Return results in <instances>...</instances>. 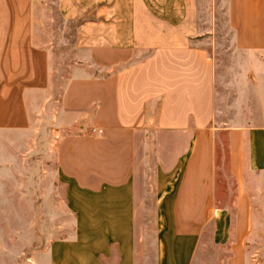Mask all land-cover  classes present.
Instances as JSON below:
<instances>
[{"label":"crops","instance_id":"crops-1","mask_svg":"<svg viewBox=\"0 0 264 264\" xmlns=\"http://www.w3.org/2000/svg\"><path fill=\"white\" fill-rule=\"evenodd\" d=\"M208 4L55 0L61 18L76 23L79 64L59 98L67 124L78 131L60 138L55 160L75 187L94 196L86 206L97 223H106L93 264L109 259L145 264L148 200L157 229L167 233L161 254L170 249L182 264L207 232L216 245L228 242L225 264H244L253 215L244 178L249 128L224 129L233 195L218 202L215 64L208 49L215 23ZM222 5L234 46L264 50V0H222ZM32 16L33 0H0L3 130L25 128L26 97L48 86L49 55L32 39ZM248 163L264 166L255 157Z\"/></svg>","mask_w":264,"mask_h":264},{"label":"rangeland","instance_id":"rangeland-1","mask_svg":"<svg viewBox=\"0 0 264 264\" xmlns=\"http://www.w3.org/2000/svg\"><path fill=\"white\" fill-rule=\"evenodd\" d=\"M221 5L222 0H209L207 6L214 7L215 23L214 41L208 49L215 64L214 124L219 132L216 198L224 202L233 195L224 129L246 126L244 178L253 215L244 264H264V166L254 169L248 163L250 157L264 161V50L251 52L234 46ZM32 18V39L48 51L49 82L44 90L26 97L25 128L0 129V264L97 263L96 252L105 242L101 227L106 223H97L92 207L86 206L94 196L75 187L55 160L60 138L78 131L67 124L70 118L59 103L65 79L79 67L76 23L61 18L55 0H33ZM148 202L145 264H176L170 249L161 254L168 247L167 233L165 228L157 229ZM229 255L228 242L216 245L205 232L182 264H225ZM103 263L113 264L112 259Z\"/></svg>","mask_w":264,"mask_h":264}]
</instances>
